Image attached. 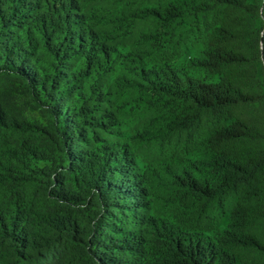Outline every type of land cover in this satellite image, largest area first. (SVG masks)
I'll list each match as a JSON object with an SVG mask.
<instances>
[{"label":"trees","instance_id":"obj_1","mask_svg":"<svg viewBox=\"0 0 264 264\" xmlns=\"http://www.w3.org/2000/svg\"><path fill=\"white\" fill-rule=\"evenodd\" d=\"M81 3L0 0V264H264V0L145 10L172 38L202 39L190 67L217 77L137 69L177 104L167 135L205 152L171 179L191 229L147 215L123 149L96 147L79 119L80 82L111 55ZM229 199L227 228L207 234L202 221Z\"/></svg>","mask_w":264,"mask_h":264},{"label":"rangeland","instance_id":"obj_2","mask_svg":"<svg viewBox=\"0 0 264 264\" xmlns=\"http://www.w3.org/2000/svg\"><path fill=\"white\" fill-rule=\"evenodd\" d=\"M167 1L193 0H82L84 10L79 13L89 19L86 18L89 28L98 29L97 38L111 55L99 56L98 64H92V70L87 73L82 59L73 63L76 72L86 73L74 106L77 112L82 111L79 119L96 147L123 149L133 172L149 193L146 214L179 221L191 229L192 216L173 199L171 179L176 172L201 166L205 152L186 144L184 138L167 135L176 117L177 104L150 90L137 69L148 71L163 61L204 80L217 77L190 67V61L204 47L202 39L172 38L169 31L156 29L146 17V9ZM257 25H261V20ZM233 204L232 199L223 206L217 204L213 213L202 221L207 234L214 236L227 228Z\"/></svg>","mask_w":264,"mask_h":264}]
</instances>
